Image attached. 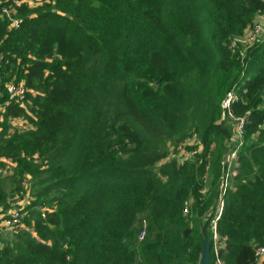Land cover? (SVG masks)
I'll list each match as a JSON object with an SVG mask.
<instances>
[{
	"label": "trees",
	"instance_id": "trees-1",
	"mask_svg": "<svg viewBox=\"0 0 264 264\" xmlns=\"http://www.w3.org/2000/svg\"><path fill=\"white\" fill-rule=\"evenodd\" d=\"M262 15L264 0H44L16 7L17 28L0 17V55L35 93L32 108L0 97V158L35 198L0 264H201L207 242L216 264L215 235L225 264H264V40L231 48ZM234 90L233 114L249 115L221 198ZM190 121L201 153L163 163Z\"/></svg>",
	"mask_w": 264,
	"mask_h": 264
},
{
	"label": "built area",
	"instance_id": "built-area-1",
	"mask_svg": "<svg viewBox=\"0 0 264 264\" xmlns=\"http://www.w3.org/2000/svg\"><path fill=\"white\" fill-rule=\"evenodd\" d=\"M7 2H12V5L8 6L6 4ZM23 4L29 6L30 8L35 7L36 4L39 5L35 0H5L4 2L0 1V17L8 18L12 22V27L17 28L19 26V20L15 18L16 7H19ZM256 20L253 26L243 36L237 37L235 40H233L231 44L232 50H236L239 45H241L242 48L246 49L247 47H250L257 42H262L264 40V20L263 23L256 22ZM243 53H245V50H243ZM7 65L8 60L6 59V57L4 55H0V97L2 99H5L2 107L4 109L11 105H18L23 108H27V106H29V108L34 107V102L31 96L34 97L35 93L27 87L24 80L18 79L16 75L15 77L9 79L11 71L7 69ZM236 99V92L234 90L228 94L223 104L222 119L228 118L232 120L236 123V128L232 139V141H234V145L232 148H229V151L225 155V159L223 162L225 174L222 178L223 183L221 198L229 189L234 188V179L238 174V169L240 167L239 155L244 144L243 136L245 124L248 121L247 116L249 115L248 113L243 118H237L233 114L231 107ZM202 148L203 145L199 139L198 134H192L187 139H184L183 141L178 143L174 153L169 157L170 161L168 159L166 163L175 162L178 168H182L188 162L196 160L198 155L201 153ZM0 165H6L8 169H10L11 167L12 169H16L17 167V163L13 159L6 157L0 158ZM206 170L207 173L210 172L209 167H207ZM207 177H204L205 182H207ZM30 183V177L24 176L21 179V186L13 191V193L7 198L6 204L0 205V231H10L13 234L25 228L24 221L28 215V209L30 207L28 199H32L30 198L29 194ZM202 193H206V189H204ZM223 207L224 202L221 199L218 207L219 214L217 216V219H219L220 215L222 214ZM42 212L43 217H45V211ZM188 213L189 205L186 203L184 215H187ZM144 238L145 231L142 232L140 240H143ZM217 251L218 250L216 249V264H225L221 259L218 258ZM256 259L259 263H262V261H264V245L260 246L257 249Z\"/></svg>",
	"mask_w": 264,
	"mask_h": 264
},
{
	"label": "rangeland",
	"instance_id": "rangeland-1",
	"mask_svg": "<svg viewBox=\"0 0 264 264\" xmlns=\"http://www.w3.org/2000/svg\"><path fill=\"white\" fill-rule=\"evenodd\" d=\"M35 1L39 5L36 4L35 7H32V8H37L40 5L42 6L44 4V0H35ZM46 1L49 2L50 0H46ZM263 20H264V16H258V19L256 20V22L263 23ZM11 74L9 75V79L12 78V77H15V72H12ZM222 85H223L222 81H216L214 83L213 87H214L215 92L213 94H214V97L216 99L220 98V96H219L220 91L224 90L222 88ZM228 94L229 93L225 94L226 96L223 97L222 107H223L224 101L227 98ZM31 116L34 117V114L31 113ZM222 121H225L226 126H228L232 130V133L234 135L235 128H236V125H235L236 123L233 122L232 120L228 119V118L222 119ZM10 124L12 125L13 130L17 129V130H20V131L32 129V127H33L32 124L27 119H24V118H19V119L15 120V121H12ZM186 129L187 130H186V135H185L184 139H187L192 134H197L198 133L197 131L199 130L198 127H196L195 124L192 123V121H190L187 124ZM181 141L182 140L178 141L177 143L170 144V154H169L167 160H165L163 163H166L168 161V159L170 161V158H169L170 155H172L174 153L176 146ZM233 145H234V141L231 142L229 147L232 148ZM159 168L160 167H156L155 171L158 172ZM15 171H16V169H14V168L12 169V167L10 169H8L6 165H3V166L0 165V187H2V189L5 190L7 198L13 193V191H15L17 188H19L21 186V179L24 177L22 175L21 176H16V172ZM234 185H236V184H234ZM29 194H30V198H32V199H28L29 205L31 207L32 204L35 202V198L33 197L32 193L30 191H29ZM41 211H45V209L43 208V210H41ZM46 211H47V209H46ZM216 213L219 214L218 210L216 211ZM11 235H12V233L10 231H5V230L0 231V237L1 238H8ZM214 241H215L214 247L217 250L224 249L226 247L225 240L220 239L216 235H215ZM208 248H209V244L207 242L206 243V249H208Z\"/></svg>",
	"mask_w": 264,
	"mask_h": 264
},
{
	"label": "water",
	"instance_id": "water-1",
	"mask_svg": "<svg viewBox=\"0 0 264 264\" xmlns=\"http://www.w3.org/2000/svg\"><path fill=\"white\" fill-rule=\"evenodd\" d=\"M206 251L208 252V254L206 253ZM209 258H210V249L209 248L208 249L205 248L201 264H209Z\"/></svg>",
	"mask_w": 264,
	"mask_h": 264
},
{
	"label": "bare ground",
	"instance_id": "bare-ground-1",
	"mask_svg": "<svg viewBox=\"0 0 264 264\" xmlns=\"http://www.w3.org/2000/svg\"><path fill=\"white\" fill-rule=\"evenodd\" d=\"M206 253L208 254V252L206 251Z\"/></svg>",
	"mask_w": 264,
	"mask_h": 264
},
{
	"label": "crops",
	"instance_id": "crops-1",
	"mask_svg": "<svg viewBox=\"0 0 264 264\" xmlns=\"http://www.w3.org/2000/svg\"><path fill=\"white\" fill-rule=\"evenodd\" d=\"M263 262V261H262Z\"/></svg>",
	"mask_w": 264,
	"mask_h": 264
}]
</instances>
